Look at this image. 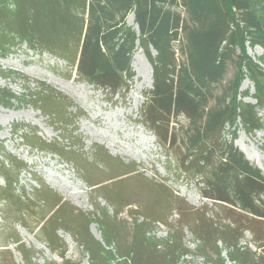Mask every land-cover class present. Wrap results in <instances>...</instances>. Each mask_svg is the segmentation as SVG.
<instances>
[{"label": "trees", "instance_id": "16d2710c", "mask_svg": "<svg viewBox=\"0 0 264 264\" xmlns=\"http://www.w3.org/2000/svg\"><path fill=\"white\" fill-rule=\"evenodd\" d=\"M255 4L264 8V0H0V55L26 43L33 50L65 59L76 75L113 95L129 89L128 83L133 78L130 58L137 39L152 66V88L143 96V121L154 131L157 142L170 148L177 141L176 119L180 115L187 118L179 169L201 176L202 199L223 214L222 218L217 214L211 216L206 206L194 208L163 181L143 182V173L135 168L109 177L108 180H114L109 188L87 179L89 188L103 193L112 205L108 211L95 201L91 215L78 213L68 203L60 202L42 183L38 192L50 207L49 215L33 230L38 228L39 237H44L51 249H60L62 259L65 248L54 245L59 228L73 235L86 251L90 264L110 261L112 250H107L88 230L89 224L97 220L105 245L112 246L124 263L179 264L181 256L187 254L182 242V227L186 226L199 242V254L206 264H216L214 257L224 264L220 245L232 264H264V175L237 146L221 139L224 124L236 118L244 127L257 129L256 109L264 106V69L244 54L249 32L252 42L264 48V19L255 13ZM177 8L187 17L181 16ZM129 13H133L138 34L125 27ZM176 41L181 44L182 61L176 56ZM235 46L241 48L237 64L244 68L253 85L254 103L235 94L229 98L215 97L212 93ZM150 48L155 50V55H151ZM38 91L39 96L32 94L33 104L48 118L53 119L55 113L58 120L54 123H67L71 104L50 87L41 85ZM10 97L9 92L0 91V103H6ZM213 98L215 102L210 105ZM22 137L28 145L50 147L92 169L66 143L46 142L34 132ZM0 147L3 180L0 196L12 210L24 211L29 205L26 194L17 185L26 163L15 155L3 153ZM103 152L97 150L96 154L101 160L111 162V157ZM113 165L108 174L122 172L126 167L121 162ZM137 181L155 195L154 203L138 204V208L135 202H122L121 185L125 184L126 188ZM125 206H134V209L128 207L129 216L142 217L133 219L126 243L117 238L111 227ZM172 210L179 215L176 226L171 225L167 213ZM156 223L170 229L161 244L148 241ZM246 231L251 235L249 242L244 240ZM14 242L21 244L20 239ZM20 252L24 260L30 257L27 251Z\"/></svg>", "mask_w": 264, "mask_h": 264}, {"label": "rangeland", "instance_id": "374dc122", "mask_svg": "<svg viewBox=\"0 0 264 264\" xmlns=\"http://www.w3.org/2000/svg\"><path fill=\"white\" fill-rule=\"evenodd\" d=\"M177 10L181 16L187 17L180 8ZM254 10L259 18L264 19L262 4H255ZM125 27L139 33L133 13L126 16ZM251 36L249 32L244 41V54L264 69V48L252 42ZM174 44L178 61L184 60L180 41ZM134 45L130 58L133 78L128 83L129 89H123L115 95L76 75L65 59L47 51L33 50L26 43L0 55V91L11 95L6 103H0V146L3 153L15 155L26 163V169L18 175L17 188L26 194V203L29 205L26 210L16 212L0 196V264H90L86 251L77 244L70 232L61 228L56 231L54 245L66 250L62 259L59 255L61 250L51 249L44 237H39L38 228L33 230L37 224L44 223L49 215L50 207L38 192L42 183L61 199L60 202L68 203L78 213L91 215L95 201L106 206L108 211L112 210V205L104 199L103 193L89 188L87 179L90 178V183L97 182L98 185L109 188L114 181L108 180L109 177L135 168L138 173H143V182L149 183L151 179L163 181L194 208L206 206L211 216L217 214L218 217H223L211 202L207 203L202 199L199 183L201 176L196 177L191 172L184 173L179 169L183 150L181 138L188 127L187 118L180 115L176 119L177 141L170 148L161 146L154 131L144 123L141 109L144 94L152 88V66L137 39ZM150 53L155 55V50L150 48ZM238 55H242V51L239 46H235L231 58L225 64L222 78L213 85L212 93L215 97L222 95L221 97L229 98L235 94L254 103L253 85L244 68L238 66ZM241 73L244 74L242 77ZM238 77L241 79L236 85ZM41 85L55 90L65 102L71 104L67 109V123H54L58 120L55 113L52 114L53 119L48 118L33 104L32 94L39 96L38 89ZM214 102V98L210 99L209 104L213 105ZM256 112L259 118L257 129L244 127L236 118L224 124L221 139L223 143H232L239 150L242 148L251 157H246L248 161L264 175V106L257 108ZM29 132H34L46 142L58 145L66 143L92 169L84 167L81 160L62 156L50 150V147L28 145L22 136ZM97 150H105L111 157V162L101 160L96 154ZM114 162L126 164V167L122 172L108 174L109 168L114 167ZM133 174L127 176L131 177ZM0 185H3L1 177ZM121 186L122 202H135L137 207L138 204L155 202V195L143 183L137 181L129 183L126 188L125 184ZM262 198L264 201V196ZM128 207L134 209V206H125L111 224L117 238L125 243L129 239L133 219H142L137 214L129 216ZM167 213L171 225L176 226L179 218L177 212L172 210ZM88 230L107 250H112V258L103 264H132L131 261L124 263L113 252L112 246L105 245L101 235L102 227L97 220L89 224ZM151 230L148 234L149 243L161 244L166 241L170 229L162 223H156ZM182 234L187 254L181 256L179 264H206L204 257L199 254V242L195 241L186 226L182 227ZM244 234V240L249 242L250 233L246 231ZM15 239H20L21 244L14 242ZM220 247L224 264H232L223 246ZM22 249L30 255L26 260L22 258ZM214 260L219 264L216 257Z\"/></svg>", "mask_w": 264, "mask_h": 264}, {"label": "bare ground", "instance_id": "6f19581e", "mask_svg": "<svg viewBox=\"0 0 264 264\" xmlns=\"http://www.w3.org/2000/svg\"><path fill=\"white\" fill-rule=\"evenodd\" d=\"M241 150L243 151L244 155L248 158V159H251L250 156L247 155V153L241 148Z\"/></svg>", "mask_w": 264, "mask_h": 264}]
</instances>
